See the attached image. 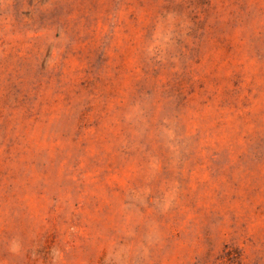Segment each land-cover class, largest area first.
I'll use <instances>...</instances> for the list:
<instances>
[{"label":"rangeland","instance_id":"rangeland-1","mask_svg":"<svg viewBox=\"0 0 264 264\" xmlns=\"http://www.w3.org/2000/svg\"><path fill=\"white\" fill-rule=\"evenodd\" d=\"M0 264H264V0H0Z\"/></svg>","mask_w":264,"mask_h":264}]
</instances>
